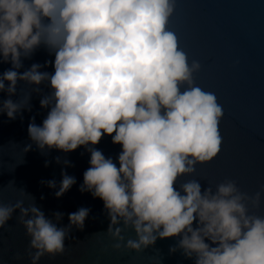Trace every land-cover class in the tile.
<instances>
[{
    "label": "clouds",
    "instance_id": "9594fccd",
    "mask_svg": "<svg viewBox=\"0 0 264 264\" xmlns=\"http://www.w3.org/2000/svg\"><path fill=\"white\" fill-rule=\"evenodd\" d=\"M176 3L0 0V63L11 64L0 74V92L7 93L0 113L12 121L31 111L11 98L18 82L35 86L38 94L47 82L51 91L40 107L49 110L42 125L34 117L29 123L25 153L33 144L42 155L53 149L67 154L81 146L90 153L79 191L103 201L114 250L139 253L158 239L178 237L169 252L182 251L194 264H264V216L249 214V206L259 208L264 185L254 196L231 179L216 185L215 192L211 186L202 190L198 180L174 187L179 177L195 173L197 164L220 152L224 115L216 95L195 86L200 62L189 63L177 36L167 30ZM41 47L54 61L19 72L23 59ZM49 65L54 73L41 71ZM104 135L122 146L119 167L95 147ZM55 161L61 163V157ZM50 163L46 160L45 167ZM63 163L71 166L67 159ZM61 176L56 198L76 184L63 170ZM40 183L57 188L54 179ZM19 195L31 203L25 207L24 198L0 203V228L19 210L18 223L30 238L31 264L62 254L73 227L82 231L91 211L81 207L68 214L67 226H58L63 213L48 218L35 197L24 189ZM127 228L136 239L125 243ZM15 259L22 257L17 253Z\"/></svg>",
    "mask_w": 264,
    "mask_h": 264
},
{
    "label": "water",
    "instance_id": "95a60500",
    "mask_svg": "<svg viewBox=\"0 0 264 264\" xmlns=\"http://www.w3.org/2000/svg\"><path fill=\"white\" fill-rule=\"evenodd\" d=\"M167 30L177 36L189 63L200 62L201 69L194 74L195 86L214 93L224 112L219 124L223 138L220 152L212 161L197 164L195 173L179 177L174 187L179 190L180 184L198 180L202 190L211 186L215 192L216 185L231 179L242 192L254 196L264 185V0H177ZM46 61H54V55L41 47L30 59H23V67L18 71L22 73L33 63L43 65ZM10 67V63H0V74ZM41 71L54 73V68L49 65ZM34 87L18 82L16 95L11 97L22 107H31V111L23 110L12 121L0 113V203L15 204L24 198L27 207L31 200L19 195L20 189H24L35 197L36 205L48 218L54 219V212L64 214L58 226L69 224V213L81 207L91 209L84 229L73 227L71 237L65 241V251L55 258L44 256L38 264H194V258H185L182 251L169 252L178 237L158 239L154 246L139 253L111 247L116 241L106 233L110 220L103 201L79 191L83 173L90 167V153L83 146L67 154L53 149L42 155L33 144L25 153V147L31 143L29 123L34 117L35 123L42 125L49 110L40 107L42 96L51 91L47 82L39 86V94ZM6 98L7 93L0 92V101ZM95 147L119 167L122 146L113 144L111 136L104 135ZM57 156L61 157L59 164L55 161ZM64 159L71 166H65ZM46 160L51 162L48 167ZM62 170L74 176L76 184L56 198ZM53 179L56 189L40 183ZM9 181L14 184L7 188ZM249 214L264 216V194L259 208L249 206ZM18 216L19 210L0 228V264H31L27 253L30 238L18 223ZM122 235L125 243L129 238L136 239L131 228ZM17 253L22 259H15Z\"/></svg>",
    "mask_w": 264,
    "mask_h": 264
}]
</instances>
